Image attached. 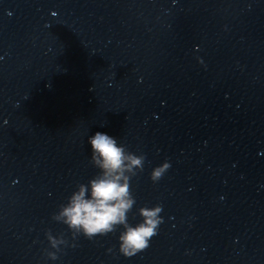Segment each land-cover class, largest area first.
Segmentation results:
<instances>
[{
  "label": "clouds",
  "instance_id": "clouds-1",
  "mask_svg": "<svg viewBox=\"0 0 264 264\" xmlns=\"http://www.w3.org/2000/svg\"><path fill=\"white\" fill-rule=\"evenodd\" d=\"M88 142L92 150L90 163L100 172L87 185L79 184L68 203L60 205L52 219L67 225L73 240L80 234L91 240L114 232L118 225L123 226L119 250L124 256L132 257L149 246L150 239L157 235V229L163 223L162 205L140 208L142 222L136 226L128 223L127 214L136 203L129 181L143 171L145 156L126 151L125 145H118L117 138L107 133L96 132ZM169 168L168 162L155 167L151 172L153 183L162 179ZM46 235L50 246L56 249V252H47V256L56 260L60 245L68 242L63 236L54 237L50 231Z\"/></svg>",
  "mask_w": 264,
  "mask_h": 264
}]
</instances>
